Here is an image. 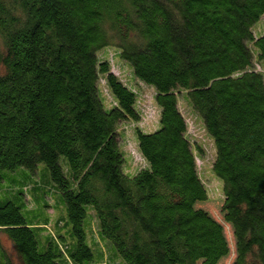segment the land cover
I'll return each instance as SVG.
<instances>
[{"label":"trees","instance_id":"obj_1","mask_svg":"<svg viewBox=\"0 0 264 264\" xmlns=\"http://www.w3.org/2000/svg\"><path fill=\"white\" fill-rule=\"evenodd\" d=\"M261 21L264 0H0V233L22 264L227 255L221 224L196 207L208 192L179 99L213 141L233 263L264 264ZM109 48L154 89L159 111L155 129L133 126L145 162L133 173L119 125L141 113L98 54ZM0 264H9L1 245Z\"/></svg>","mask_w":264,"mask_h":264},{"label":"rangeland","instance_id":"obj_2","mask_svg":"<svg viewBox=\"0 0 264 264\" xmlns=\"http://www.w3.org/2000/svg\"><path fill=\"white\" fill-rule=\"evenodd\" d=\"M264 26L263 21L258 22L255 25V32H260ZM107 48V47H104ZM102 59L110 61L111 70L130 88L136 92V107L140 111V120L137 123L132 121H126L119 125V143L122 149L125 151V163L124 169L126 172L133 173L137 169L145 165V162L137 149V142L133 132V126H138L143 131H151L158 127V107L154 100V89L145 83L139 81L134 77L130 66L121 60L115 54L112 48L101 51L98 53ZM256 68L264 73V65L257 64ZM102 90L109 98L107 90L103 87V81H101ZM179 109L187 122V134L193 143H196L201 148L200 156L196 158V164L198 167L199 175L204 182L208 198L204 202L196 203V207L202 208L214 219H216L222 226L223 234L228 244V253L223 257L218 264H234L235 257V240L232 232V227L229 223L223 219V213L221 211L222 193L220 189L221 182H219L213 175L211 170L212 160L214 157V145L212 139L208 136L203 123L199 116L192 110V108L182 99L178 102ZM157 124V125H156ZM39 170H35V174H38ZM26 193V200L28 206L32 207L33 202L30 200L29 190H23ZM51 203V199H47ZM49 214L55 215L52 210H48ZM54 216H51L53 220ZM51 230V226H49ZM92 230L94 239L89 237L91 241H99L94 230V223L92 224ZM108 245L110 244L107 241ZM0 245L6 254V259L9 264H22L19 260L17 253L4 233H0ZM121 264H126L122 258H119ZM120 262H117L120 264Z\"/></svg>","mask_w":264,"mask_h":264}]
</instances>
